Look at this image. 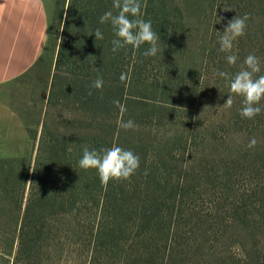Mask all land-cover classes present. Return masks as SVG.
<instances>
[{"label":"trees","instance_id":"obj_1","mask_svg":"<svg viewBox=\"0 0 264 264\" xmlns=\"http://www.w3.org/2000/svg\"><path fill=\"white\" fill-rule=\"evenodd\" d=\"M42 1L44 51L9 85L25 88L45 58L53 73L9 102L32 151L0 158V264H264V108L241 117L243 98L215 75L249 54L264 75V0H140L160 37L150 57L147 44L112 51L99 21L113 0ZM245 14L229 66L217 32ZM113 145L140 166L104 185L78 162L84 146Z\"/></svg>","mask_w":264,"mask_h":264},{"label":"clouds","instance_id":"obj_2","mask_svg":"<svg viewBox=\"0 0 264 264\" xmlns=\"http://www.w3.org/2000/svg\"><path fill=\"white\" fill-rule=\"evenodd\" d=\"M113 9L106 11L100 17V23H110L115 39L112 40V51L117 52L120 49L131 46L138 50L143 45L149 47L143 52L145 57L156 56L159 52L158 41L160 37L153 31L151 21L141 19L140 0H113ZM231 11V9L227 10ZM249 15L235 16L228 20L224 26L223 32H217L219 39V51L226 53V61L229 66H235L238 56L233 54L234 42L243 37L246 33L247 21ZM218 22H221L218 20ZM96 40L104 38L100 29L94 33ZM93 70L98 71L93 67ZM261 71L260 60L254 54L245 57L239 71L234 75L225 71H217L215 75L223 78L230 89V92L243 98V106L240 109V115L246 119H253L257 116L264 106L261 101L264 100V75L256 76ZM123 80V76L121 77ZM103 80L97 78L92 87L101 89ZM233 98L227 97L223 107L231 108ZM125 130L135 127L132 120L122 122ZM256 144L253 138L249 147ZM79 167L84 170H95L102 184L107 185L110 181H128L136 173L140 166V158L131 150H126L118 145L101 150L89 149L83 147L82 158L79 160ZM31 183V182H29Z\"/></svg>","mask_w":264,"mask_h":264},{"label":"crops","instance_id":"obj_3","mask_svg":"<svg viewBox=\"0 0 264 264\" xmlns=\"http://www.w3.org/2000/svg\"><path fill=\"white\" fill-rule=\"evenodd\" d=\"M47 38L42 0H0V89L37 62ZM28 141L24 121L0 97V158L28 156Z\"/></svg>","mask_w":264,"mask_h":264},{"label":"rangeland","instance_id":"obj_4","mask_svg":"<svg viewBox=\"0 0 264 264\" xmlns=\"http://www.w3.org/2000/svg\"><path fill=\"white\" fill-rule=\"evenodd\" d=\"M54 5V2H53ZM53 73V66L51 64V58H45V60H43L42 64L37 68V71H35L28 80H26L25 82V88L24 85L22 84L21 87H17V88H11L10 85H6V87H3L2 89H0V97L2 99H4L5 101L12 102L15 103L18 98L21 100L23 98H25V90H28V88L31 87V85H37V84H44L46 83V81H48V77L49 75H51ZM30 90V89H29ZM31 148H32V144L30 143V141H28V156L31 154ZM2 262H4L5 260L0 259ZM14 259H11V262H13ZM51 264V263H49ZM54 264H75L72 261H66L65 258L58 263H54Z\"/></svg>","mask_w":264,"mask_h":264}]
</instances>
